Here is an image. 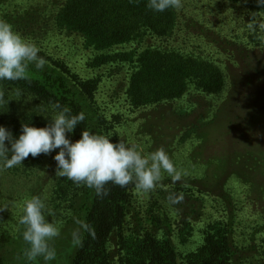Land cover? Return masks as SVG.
Here are the masks:
<instances>
[{
    "label": "rangeland",
    "instance_id": "rangeland-1",
    "mask_svg": "<svg viewBox=\"0 0 264 264\" xmlns=\"http://www.w3.org/2000/svg\"><path fill=\"white\" fill-rule=\"evenodd\" d=\"M65 1L5 0L0 3V20L38 47L46 67L58 62L81 80L99 81L90 108L84 102L87 109L95 108L114 122L112 136L117 142L135 145L143 154L162 148L181 173L178 181L164 173L160 186L150 192L129 185L131 207L124 233L161 237L168 232L179 263L186 264L187 257L204 244L207 227L231 225L237 264H264V49L246 38L249 28L255 30L249 23L261 19H248L239 28L235 23L242 12L236 11L221 13L215 23L194 10L191 0H181L193 10L183 12L188 21H182L184 26L170 45L186 53L201 49L219 59L228 79L226 90L214 96L192 87L180 99L133 109L126 94L128 67L94 66L98 54L94 46L56 25ZM188 27H201L205 33L196 39ZM189 34L192 39L184 41ZM214 34L225 41L240 34L239 48L232 51L212 43L207 36ZM39 71L30 64L25 78H37ZM37 109L41 108L29 96L0 86V126L14 139L22 134L23 124L31 125L32 116L39 119ZM66 136L73 142L72 133ZM58 152L30 154L13 168L0 166V264H73L80 247L73 244V232L79 231L83 239L84 215L82 203L69 202L56 192L66 180L56 176ZM33 196L45 199L51 213L46 221L60 229V235L49 241L56 258L47 262L42 257L29 262L24 256L29 245L22 238L25 226L19 220L23 202ZM185 220L192 227L190 236L181 235Z\"/></svg>",
    "mask_w": 264,
    "mask_h": 264
},
{
    "label": "trees",
    "instance_id": "trees-1",
    "mask_svg": "<svg viewBox=\"0 0 264 264\" xmlns=\"http://www.w3.org/2000/svg\"><path fill=\"white\" fill-rule=\"evenodd\" d=\"M190 2L195 5L194 10L202 11L208 21L216 20L215 23L221 13L228 15L236 11L242 12L235 23L239 28L256 16L264 19V6L258 5L257 0ZM193 9L181 3L179 8L156 12L149 6V0H66L55 21L63 30L82 35L94 46V51L98 52L94 66L128 67L126 94L131 107L140 109L180 99L192 87L214 96L226 90L228 79L219 59L206 56L201 49L186 53L185 49L170 45L176 40L178 28L184 26L182 21H188L183 12ZM189 29L196 39L205 33L201 27ZM246 34L248 40H254L264 49V30L256 25L255 30L249 28ZM207 37L212 43H220L232 51L239 48L236 46L242 38L240 34L232 35L230 41L215 34ZM191 39V34L184 37V41ZM38 55L45 58L43 53ZM54 65V68L45 66L37 72V78L2 80L0 86L29 96L34 105L41 108L37 109L41 115L39 119L32 116L29 120L32 127L48 126L53 116L50 106L59 103L62 108L70 109L71 115H85L84 121L72 133L73 143L81 139L83 131L108 136L110 142L118 143L112 136L114 122L107 121L95 108L94 111L87 109L84 102L86 100L90 108L99 81L81 80L63 64L56 62ZM58 188L56 192L60 198H67L74 204L82 203L86 227L73 264H180L168 232L162 233L161 237L150 232L143 235L124 233L131 207L129 186L121 188L109 182L105 185L107 195L98 196L95 189L77 185L66 178ZM81 196L84 198L80 199ZM181 228L182 236H190L192 227L187 220ZM204 234V244L187 257L186 264H237L236 247L230 238L231 225L207 227Z\"/></svg>",
    "mask_w": 264,
    "mask_h": 264
},
{
    "label": "clouds",
    "instance_id": "clouds-1",
    "mask_svg": "<svg viewBox=\"0 0 264 264\" xmlns=\"http://www.w3.org/2000/svg\"><path fill=\"white\" fill-rule=\"evenodd\" d=\"M257 3L264 6V0H257ZM149 6L156 12H163L181 7V0H149ZM249 25L254 29L258 25V29L264 30V22L257 18ZM38 53L35 44L23 38L11 24L0 20V81L24 79L30 64H34L37 70H43L46 61ZM50 107L53 112L51 123L44 128L23 124L18 139L0 126V166L13 168L22 165L30 154L36 157L59 149L54 156L56 176L95 189L98 196L107 195L105 185L109 182L121 188L131 184L137 191L150 192L160 186L164 173L174 180L181 179V173L162 148L143 154L135 145L122 140L114 144L110 137L89 131H83L81 139L73 143L66 134L73 133L84 121V113L71 115L70 109L62 108L59 103ZM48 215L51 213L45 199L33 196L23 202L19 223L25 226L22 238L29 245L24 252L29 262L36 261L38 257L45 262L56 258L49 241L60 235V229L54 222L46 221ZM81 243L79 231H74L73 244Z\"/></svg>",
    "mask_w": 264,
    "mask_h": 264
}]
</instances>
